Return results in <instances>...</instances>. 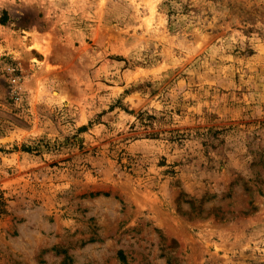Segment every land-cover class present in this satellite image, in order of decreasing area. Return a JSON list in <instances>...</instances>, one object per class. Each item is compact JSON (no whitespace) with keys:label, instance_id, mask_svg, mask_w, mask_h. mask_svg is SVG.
Instances as JSON below:
<instances>
[{"label":"rangeland","instance_id":"obj_1","mask_svg":"<svg viewBox=\"0 0 264 264\" xmlns=\"http://www.w3.org/2000/svg\"><path fill=\"white\" fill-rule=\"evenodd\" d=\"M0 264H264V0H0Z\"/></svg>","mask_w":264,"mask_h":264}]
</instances>
